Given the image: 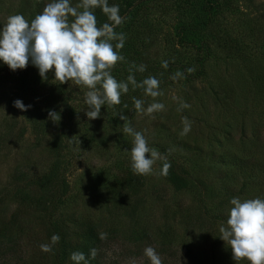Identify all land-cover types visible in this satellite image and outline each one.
Wrapping results in <instances>:
<instances>
[{"label":"rangeland","instance_id":"obj_1","mask_svg":"<svg viewBox=\"0 0 264 264\" xmlns=\"http://www.w3.org/2000/svg\"><path fill=\"white\" fill-rule=\"evenodd\" d=\"M36 1L0 0V27L14 14L28 21ZM230 1L207 33L220 28L223 38L232 39L227 46L243 48L242 59L228 57L211 39L208 51L182 41L175 1L148 3V16L137 22L140 43L130 44L126 37L124 42L141 54L146 70L137 66L130 73L133 64L120 61L110 71L118 82H127L130 74L137 83L149 76L160 81L164 94L155 101L165 110L151 116L136 112L133 97L145 108L153 98L130 83L120 104L102 106L100 117L89 120L84 112L89 89L60 84L54 70L42 79L29 60L26 68L11 72L26 70L23 86L15 77L0 80V264L60 263L61 242H51L55 228L66 224L75 230L84 219L104 235L98 251L110 264H150L147 246L155 248L162 264H237L219 227L226 224L233 197L264 199V34L247 19H264V0ZM79 2L71 0L73 6ZM256 64L263 68L261 83L251 77ZM0 66L7 65L0 61ZM177 71L185 78L172 80ZM17 99L31 107H14ZM180 100L190 107L177 111ZM49 111L60 119L51 120ZM120 114L160 153L148 175L131 169L133 137L123 132ZM182 117L191 122L187 135L180 134ZM165 161L183 186L161 174ZM52 163L57 164L54 179L68 185L65 193L39 184ZM126 180L137 189H129ZM227 187L234 193H226ZM41 244L52 251L43 252ZM72 262L65 258L63 264Z\"/></svg>","mask_w":264,"mask_h":264},{"label":"clouds","instance_id":"obj_2","mask_svg":"<svg viewBox=\"0 0 264 264\" xmlns=\"http://www.w3.org/2000/svg\"><path fill=\"white\" fill-rule=\"evenodd\" d=\"M97 8L102 10L111 23L97 26L93 11ZM123 19L119 14V6H109L108 0H80L75 6L71 0H50L42 13L36 15L30 23L21 14L7 18L0 27V61L15 71L26 68L31 60L42 79H47V73L54 70V79L60 84L71 81L76 86L89 89L84 99L88 106L84 112L89 120L100 117L102 106L120 104L121 93L129 91V83L134 88H142L146 96L153 98V102L145 108L143 100L133 97L136 112L151 116L155 112L165 110L163 103L155 101L156 97L164 94L159 87L160 81L154 76H149L137 83L135 77L130 74L127 82H118L111 75L110 70L117 62L125 60L118 51L124 46L125 35L114 30L123 23ZM114 40L118 41L115 46L112 43ZM162 66L167 68L168 61H163ZM135 67L133 63L129 69L130 73ZM137 70L144 72L146 66L140 65ZM194 71V68L186 69L188 73ZM170 78L175 81L185 77L184 73L177 71ZM173 99L178 98L173 96ZM13 106L22 111L31 107H26L19 99L13 102ZM189 107L190 105L180 100L177 111ZM49 118L55 122L60 116L55 111H49ZM119 118L125 122L123 132L133 137L130 150V166L133 173L150 174L153 164L161 158L160 153L148 146L142 132L135 131L129 125L127 116L120 114ZM182 124L180 134L187 135L191 131V122L187 117H182ZM170 167L171 164L165 161L161 174L167 175ZM230 205L226 224L219 227L220 239L230 247L232 259L237 264L243 260H247L249 264H264V199L257 197L241 200L239 197H233ZM101 238L103 239L104 235ZM59 240L58 234L52 235V244ZM40 248L43 252L52 251L50 244H41ZM96 255L97 250L91 249V258L95 259ZM144 256L150 264H162L160 255L152 246L145 247ZM70 259L75 264H88L82 252H72Z\"/></svg>","mask_w":264,"mask_h":264},{"label":"trees","instance_id":"obj_3","mask_svg":"<svg viewBox=\"0 0 264 264\" xmlns=\"http://www.w3.org/2000/svg\"><path fill=\"white\" fill-rule=\"evenodd\" d=\"M157 0H108L109 6L111 5H118L119 6V14L123 19V23L119 26L115 27L116 33H123L126 39L132 43H140L139 40V32L140 30L137 28V22H140L143 18L147 17L150 11L151 5L148 4L150 2H156ZM176 2V7L180 10V17L178 18V34H180L182 41L186 42L187 44L192 45L196 49H206L208 48L213 50V48L209 47L208 39L216 42V46L219 49L228 52L230 58L233 56H239L242 59L243 48L241 46H227L226 42L232 39L223 38L220 34V28L217 30L212 29L209 34L208 27L214 25L215 21L221 16L224 9H227L228 5L230 4V0H173ZM32 6V5H31ZM30 6V7H31ZM28 7V9H30ZM26 8V7H24ZM44 5L41 1L37 0L33 5V9L28 14V21L31 22L36 15L42 13ZM94 14L97 18V26L102 27L104 23H111L108 20V17L102 12L101 9L97 8L94 9ZM263 15V14H261ZM264 17V15H263ZM72 19L71 17L69 18ZM248 20H252L257 22L260 25V28L264 34V19L261 21L260 18H251L248 17ZM126 32V34H125ZM128 32V33H127ZM210 35V37H209ZM225 42V43H224ZM118 43V41L114 42L113 46ZM145 47V45H143ZM130 46L126 45L123 46L121 50L124 51L121 55L125 58L123 61L124 64H135L136 67L133 68V71L139 67L140 65H144L143 60L144 58L141 54L136 51H130ZM126 51V52H125ZM12 70L8 66H0V80L4 78H12L15 77L22 86L24 85L25 75H27L26 70L23 73H19L16 76L12 75ZM263 68L261 65H257L252 67L250 70L251 77H256L257 80L261 83L263 78ZM255 73V74H254ZM264 89V87H261ZM262 93V91H259ZM259 168V165H257ZM57 164L52 163L50 170L42 176V180H40V186L51 189L55 188V190L61 189L63 193L67 192L68 185L65 181H57L54 177L57 175L56 172ZM167 180L173 182L175 187L183 186L185 183H176L175 180L178 177L172 173L165 175ZM120 180H116V183H120ZM128 188L131 190L137 189L135 183L131 185L129 180H126ZM226 193H232V189L227 187L225 190ZM234 193V192H233ZM238 193V192H236ZM25 200L29 199V192L24 194ZM53 198V196H50ZM42 197L37 198V202L41 201ZM47 202V200H45ZM47 203H51L49 198ZM46 205V204H43ZM72 221V218H69ZM72 223V222H71ZM73 224V223H72ZM58 228H60L58 230ZM69 229V228H68ZM67 229L66 224L63 226L59 225L56 227L55 230L57 231L58 235L60 236L61 242V256H60V263L63 264L65 258H70V254L72 252H82L85 254L86 259L88 260V264H110V262H105L100 258V253L98 251V246L101 242V234L97 231V226L92 222L86 219L80 220L78 228L75 230ZM217 241H215L216 243ZM95 248L97 250V255L95 259H92L90 256V250ZM72 264H75L73 261ZM84 264V262H81Z\"/></svg>","mask_w":264,"mask_h":264}]
</instances>
